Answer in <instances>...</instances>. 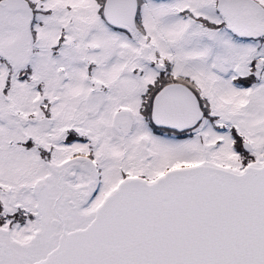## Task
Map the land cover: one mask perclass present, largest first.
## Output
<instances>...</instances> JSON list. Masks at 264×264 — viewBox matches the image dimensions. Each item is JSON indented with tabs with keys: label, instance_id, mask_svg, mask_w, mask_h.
Here are the masks:
<instances>
[{
	"label": "snow or ice",
	"instance_id": "6c2138e0",
	"mask_svg": "<svg viewBox=\"0 0 264 264\" xmlns=\"http://www.w3.org/2000/svg\"><path fill=\"white\" fill-rule=\"evenodd\" d=\"M0 264H264V0H0Z\"/></svg>",
	"mask_w": 264,
	"mask_h": 264
}]
</instances>
